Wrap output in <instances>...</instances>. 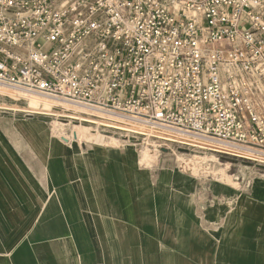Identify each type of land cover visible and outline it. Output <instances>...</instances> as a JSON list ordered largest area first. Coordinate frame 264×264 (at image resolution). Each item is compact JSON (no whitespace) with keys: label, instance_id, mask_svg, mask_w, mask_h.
Instances as JSON below:
<instances>
[{"label":"built area","instance_id":"1","mask_svg":"<svg viewBox=\"0 0 264 264\" xmlns=\"http://www.w3.org/2000/svg\"><path fill=\"white\" fill-rule=\"evenodd\" d=\"M0 85L264 153V0H0Z\"/></svg>","mask_w":264,"mask_h":264},{"label":"crops","instance_id":"2","mask_svg":"<svg viewBox=\"0 0 264 264\" xmlns=\"http://www.w3.org/2000/svg\"><path fill=\"white\" fill-rule=\"evenodd\" d=\"M16 133L0 136V264H264L263 181L202 220L190 177L133 148Z\"/></svg>","mask_w":264,"mask_h":264},{"label":"water","instance_id":"3","mask_svg":"<svg viewBox=\"0 0 264 264\" xmlns=\"http://www.w3.org/2000/svg\"><path fill=\"white\" fill-rule=\"evenodd\" d=\"M0 110L2 111L5 109H0ZM2 112H5V111H2ZM68 119L69 120L67 121H69V123H64L62 125L69 126V124L72 122H75L76 124L73 125L69 133L65 132V131H68V127L61 129L62 132L59 135H53L52 132H54L55 130H58L57 123H62V122H57L53 120L50 124V130H51L50 135H47L45 134L46 133L45 129L47 128L45 125L47 124V122H45V125L44 124L39 125L37 123H30V122L27 123L26 120H20V119H13V120H7V121H5V119H2L0 120V136L7 137L8 131L12 132L14 130L15 132H19V133H16L15 135L31 136L36 139L48 138L53 141L54 140L59 141L60 143L66 146H76L77 145L83 151H88L95 146H102L106 148H114V149H122V150L133 148L136 150L138 154V164L140 167L144 169L155 170L156 172L161 169L171 168L180 174H184L187 177H190L191 182L196 186L193 194L196 197L197 201L199 202V209H200L199 217L202 220L206 218L208 209L214 208L218 205H225L227 207V212H226L224 219L227 218V215L235 209L238 203L237 201L241 199L243 194H248L252 192V189L254 188V185L257 184V182L259 181L264 182V172H262L261 170L259 171L260 168L255 169L247 165L243 167H238L235 170V172H230L231 170L229 169V166L231 165V163H224L223 164L224 167L222 168H226V172L228 174L227 178L223 179L219 177L218 173L216 172L215 174H217V176H215V178L211 177L209 180H213V181H211L210 184H208L206 182L207 178L201 177L202 175L201 173H199L200 168H199L198 162L196 160H193L192 158H190L192 159V162L196 163L195 170L194 171L192 170L193 172L190 170L187 171L184 167L185 165L184 166L182 165L174 166L168 163L166 164L163 163L160 166L159 165L154 166V164L151 165V160L149 161V163L142 164L141 158L144 153L143 148L149 149V152L151 151L152 155L154 154L158 157L159 156L158 151H160V149L162 148L161 144H158L160 148L158 147V145L150 144L149 143L150 137L147 135H141L135 132H129V131H125V130H121L117 128L108 127L105 125H97L95 123H91L87 121H79L77 119L70 118V117H68ZM10 122H13L16 128L10 127V125H13V124H8ZM75 126H84L87 129L88 133L91 135V137L86 138L84 140H79L77 137H74V136L72 137L71 134ZM93 135L94 137H92ZM103 136L106 138L114 137V138L123 140L125 142V145L124 146H109V145L102 144L99 141V138ZM152 138H155L157 141L162 140L164 142L175 143L172 141H166V140L156 138V137H152ZM149 146H151L152 148L151 149L146 148ZM187 149L194 150L200 153V155L195 154L194 156L203 158V163H208L209 165H211V163H214V159L219 160V157H221L222 154H224V153L213 151V150L208 151L200 147L197 148L195 146H189ZM208 152H211L210 153L211 155H209ZM228 155L232 156L230 154ZM151 158H155V157H151ZM242 159L247 160L249 162H253L255 165L264 167V162L254 161V160L245 159V158H242ZM227 164L228 166H226ZM220 170L221 168L218 171ZM221 180H225V181H221ZM230 180H232L234 184H237V186L230 183L229 182ZM220 188L221 189L230 188L234 190L235 193L230 194V195L225 194V193H220L218 192L221 190ZM206 224H207L206 226L208 227V230H210V232L212 233H214L216 231L214 229L219 226V224L217 225L216 223H211V224L206 223Z\"/></svg>","mask_w":264,"mask_h":264},{"label":"rangeland","instance_id":"4","mask_svg":"<svg viewBox=\"0 0 264 264\" xmlns=\"http://www.w3.org/2000/svg\"><path fill=\"white\" fill-rule=\"evenodd\" d=\"M4 86V85H2ZM9 87V86H7ZM11 88V87H10ZM5 94H0V109H5L3 106H9V107H15V108H21L24 111H20V110H11V109H5L2 111L0 110V120L5 119V121L7 120H13V119H20V120H26L27 123H37V124H44L45 122H47V124L45 125L47 128L45 129V134L50 135V124L51 122L57 121V122H62V123H57L58 126V130H55L53 133V135H59L63 128L68 127V131H65L66 133H69L70 130L72 129L73 125L76 124L75 122H72L69 124V126L66 125H62L64 123H69L68 117H64V116H60L58 117L60 114H71L67 111H65L62 108H58L54 105H52L51 102L44 100L43 98L40 97H23L22 99H19V97H12V95H10L13 91H8V90H3ZM33 94V93H31ZM34 95H39V96H44L41 94H34ZM48 97V96H46ZM44 102L48 103V106L44 105ZM28 110H37L40 111L41 113H33V112H27ZM42 111H49V112H53L55 115H47V114H42ZM15 113V114H13ZM31 115V116H29ZM36 121V122H35ZM147 130H154L151 128H145ZM12 130V129H11ZM156 131H161V130H156ZM131 132V131H129ZM163 132V131H161ZM166 133V132H165ZM169 134V133H168ZM149 136V143L150 144H154V145H158L161 144L162 148L160 149V151H158V157L156 155H152L151 151L149 152V149H144L143 148V155L141 158V163H149V161L151 160V165L154 164V166H160L163 163L166 164H170V165H174V166H184L185 169L188 171H194L195 170V165L196 163L192 162L193 160H196L198 162L199 165V173H201V177H206V182L208 184H210L211 181L213 180H209L211 177L217 176V174H215L216 172L218 173V176L225 179L227 178V172H226V168H222L224 167V163H231V165L229 166V169L231 170L230 172H235V170L238 167H243L245 165L250 166L252 168L255 169H259V171L261 170L262 172H264V167L263 166H258L255 165L253 162H249L247 160H243L242 157L238 158L237 156H229L228 154H222L221 157H219V160L214 159V163H211V165H209L208 163H203V158L198 157V156H194L195 154L200 155V153H198L197 151L194 150H189L187 149L189 146H194V145H187L185 143H181L180 139H177V141H172L175 143H171V142H164L162 140L157 141L155 138L152 137H156L159 138L158 136L155 135H148ZM173 135V134H171ZM71 136L73 137H77L79 140H84L86 138L91 137V135L88 133L87 129L84 126H75ZM177 136V135H176ZM94 137V135L92 136ZM71 138V137H70ZM161 139V138H160ZM166 140V139H163ZM99 141L102 144L105 145H109V146H124L125 142L123 140L114 138V137H100ZM148 141V140H147ZM166 141H170V140H166ZM210 146H214L215 143H208ZM146 145V144H144ZM200 146V145H199ZM199 146H195V147H199ZM159 147V145H158ZM146 148H152L151 146L146 147ZM160 148V147H159ZM158 148V149H159ZM200 148H202L200 146ZM211 147H206L203 149L206 150H212L210 149ZM145 150V151H144ZM200 152V151H199ZM209 155H211V152H208ZM151 157H155V158H151ZM192 158V159H190ZM190 159V160H188ZM188 160V161H187ZM187 161V163H186ZM157 163V164H156ZM186 163V164H185ZM150 165V164H149ZM209 166V167H208ZM228 166V164L226 165ZM221 168L220 171H218ZM192 171V172H193ZM213 172V173H212ZM221 181H225V180H221ZM216 182V181H215ZM230 183L234 184L232 182V180L229 181ZM237 186V184H234Z\"/></svg>","mask_w":264,"mask_h":264},{"label":"bare ground","instance_id":"5","mask_svg":"<svg viewBox=\"0 0 264 264\" xmlns=\"http://www.w3.org/2000/svg\"><path fill=\"white\" fill-rule=\"evenodd\" d=\"M3 90L13 91L10 95H12V97L18 96L19 99H22L25 96L43 98L44 100L51 102L52 105L58 108H62L67 112L70 111L69 113H71V114H60L59 116L70 117V118H74L78 120L80 119L81 121H87V122L95 123L97 125H107L113 128L135 132L141 135H146V134L155 135L161 139H166L170 141H177V139H180V140H183V141H180L181 143L195 145V146L200 145L202 148H206L208 146V147H211L210 149H212L213 151L232 153L238 156L250 157L252 159L260 160L264 162V153H261V152H256L253 150H247V149H243L239 147H234V146L225 145L222 143L213 142L208 139L199 138V137L187 135L184 133H179L176 131L163 129L159 126L152 125V124H146L138 120L110 115L101 110L93 109L90 107L73 104L67 101H61V100L51 98V97L34 95V94H31V93H28V92H25L19 89L0 85V94H5ZM44 105L48 106V103L44 102ZM3 107L5 109L24 111L21 108H15V107H9V106H3ZM27 112L41 113L40 111H37V110H28ZM42 114L55 115V116L57 115L49 111H42ZM112 120H114V122H112ZM146 127L154 129V130H147L145 129ZM156 130H161L163 132L156 131ZM208 143H215V144L214 146H210Z\"/></svg>","mask_w":264,"mask_h":264}]
</instances>
